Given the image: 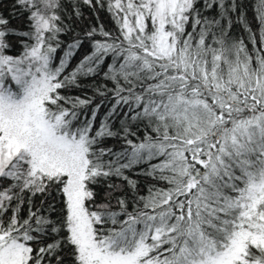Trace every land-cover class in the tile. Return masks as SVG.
I'll return each mask as SVG.
<instances>
[{
  "label": "snow or ice",
  "instance_id": "6c2138e0",
  "mask_svg": "<svg viewBox=\"0 0 264 264\" xmlns=\"http://www.w3.org/2000/svg\"><path fill=\"white\" fill-rule=\"evenodd\" d=\"M0 264H264V0H0Z\"/></svg>",
  "mask_w": 264,
  "mask_h": 264
},
{
  "label": "trees",
  "instance_id": "16d2710c",
  "mask_svg": "<svg viewBox=\"0 0 264 264\" xmlns=\"http://www.w3.org/2000/svg\"><path fill=\"white\" fill-rule=\"evenodd\" d=\"M249 15H251V11L249 10ZM102 23H104L107 27H111V22L108 20L107 16H102ZM80 94V93H76Z\"/></svg>",
  "mask_w": 264,
  "mask_h": 264
}]
</instances>
